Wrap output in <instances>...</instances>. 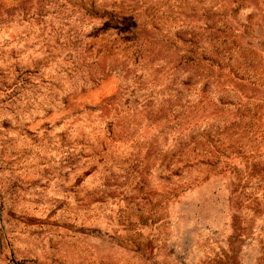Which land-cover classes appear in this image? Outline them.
Segmentation results:
<instances>
[{
  "label": "rangeland",
  "instance_id": "obj_1",
  "mask_svg": "<svg viewBox=\"0 0 264 264\" xmlns=\"http://www.w3.org/2000/svg\"><path fill=\"white\" fill-rule=\"evenodd\" d=\"M0 264H264V0H0Z\"/></svg>",
  "mask_w": 264,
  "mask_h": 264
}]
</instances>
